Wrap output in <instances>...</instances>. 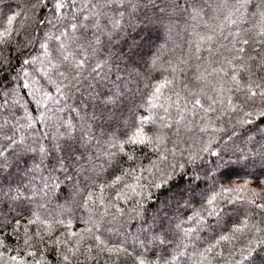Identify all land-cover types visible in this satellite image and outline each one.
I'll use <instances>...</instances> for the list:
<instances>
[{
    "label": "snow or ice",
    "instance_id": "1",
    "mask_svg": "<svg viewBox=\"0 0 264 264\" xmlns=\"http://www.w3.org/2000/svg\"><path fill=\"white\" fill-rule=\"evenodd\" d=\"M152 27L179 42L145 72L133 49ZM262 124L264 0H29L0 17V264H264V176L229 182L264 162V138L224 147L237 126ZM209 129L226 138L181 147L182 133ZM205 154L212 188L174 221L169 200L189 207V189L160 197L198 183ZM21 162L33 180L48 171L30 194L9 180Z\"/></svg>",
    "mask_w": 264,
    "mask_h": 264
},
{
    "label": "trees",
    "instance_id": "2",
    "mask_svg": "<svg viewBox=\"0 0 264 264\" xmlns=\"http://www.w3.org/2000/svg\"><path fill=\"white\" fill-rule=\"evenodd\" d=\"M159 2V0H158ZM164 3H167V0H164ZM29 6V0H0V17L10 15L13 12H25L27 11ZM154 11V9H149V14ZM165 22H167V18H165ZM34 26V25H32ZM46 31L47 29H43ZM179 42V38L176 35L175 29L171 33H169L165 28L163 27H152L150 30H146L143 33H141L140 37L138 38L139 48L133 49V51L136 53L133 59L136 61L137 66L142 71H149L147 68V62L150 60L151 55L161 46L167 44L168 48H174L175 43ZM36 51L38 52L39 49L37 47ZM35 54V53H34ZM128 63L127 59L123 60L120 64L121 67H124L125 64ZM16 61H13V65L15 66ZM17 73L15 71L10 73V76H15ZM158 75L157 73H152V76ZM28 90H24L21 88H16V92L20 93L21 95L18 97L23 103L27 99H31L30 97H26L23 95V93ZM139 96L140 93H137V102H139ZM129 105L131 104V101H128ZM28 110L33 112V115H38L40 111H42V108H39L35 105V102L33 101L31 104L27 105ZM17 111L20 115H23V111L20 109H14ZM219 123V122H218ZM37 127H40V125H37ZM261 128H264V124L261 125ZM232 129L229 127L228 132H231ZM236 135L233 137L232 141H229L227 145L224 147L228 149L229 155H233V150L236 148H241L248 150L252 147L254 140L250 141L249 137H254L255 140H262L264 138V132L257 129L255 125H246V126H237L235 129ZM224 136L226 138V133L224 132H213L211 129H209L208 132H199L198 130H194L191 133H182L183 139L186 141L185 143L181 144V147L188 148L189 145H192L193 147H199V145L209 139L216 138L219 139L220 137ZM264 142V140H262ZM238 154V153H236ZM154 159V157H153ZM215 157H210L207 154L204 156V160L199 162L197 166V171H199L201 175V180L198 183H193L192 185H189L185 180L181 179L179 182V185H177L175 188H173L172 193H165L164 195H161V199L163 200H169V197L173 194H177V199H179V193L184 192L185 189H189V191L184 196V200H191L192 203L189 207H183V201H181V206L179 208L175 207V200H169V204L172 205V207H169L168 211L172 213V219L174 221L183 220L185 217L190 215L194 209H198L200 207L202 197L201 193H207L210 192L212 188V181L206 180L204 178V173L209 168H213L214 165L211 163V161L215 160ZM14 162V161H10ZM38 162V158H37ZM29 163H32L31 160H29ZM143 163L147 164V159H143ZM200 164L203 165V167H200ZM131 165V162H127L122 165V167H129ZM27 168V165H25L23 162L19 164V166H13L10 169L11 175L9 176V180L13 182V187L18 185L21 181H23V184L28 186V192L26 194H30L33 188H38L41 186L42 181L40 179L41 175L47 176L48 171H43L42 173H36L35 179L33 180V176L31 173H29L27 176H25V170ZM9 171V170H6ZM189 171H192V169H189ZM240 174L238 176H233L232 180L229 181L230 183H243L246 179H254V176H264V162L261 161L259 157H253L251 158V163H249V166L246 169H238ZM259 181L254 180L253 186L258 184ZM71 181H65L61 188L56 190L55 192L50 193V195L47 197V200L50 202V204L54 207L58 203L64 204L69 195L72 192L71 188ZM194 188L195 191H191V189ZM79 197H77L78 199ZM155 206L149 204L150 209H154ZM82 212H77V215H82ZM148 215H151V212L148 213ZM9 243H13V241H9ZM47 256L49 258L54 256V253L49 251L47 253Z\"/></svg>",
    "mask_w": 264,
    "mask_h": 264
}]
</instances>
